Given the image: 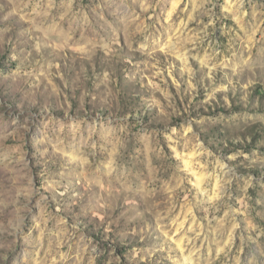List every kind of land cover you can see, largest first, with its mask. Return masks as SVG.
Returning a JSON list of instances; mask_svg holds the SVG:
<instances>
[{"label": "rangeland", "instance_id": "374dc122", "mask_svg": "<svg viewBox=\"0 0 264 264\" xmlns=\"http://www.w3.org/2000/svg\"><path fill=\"white\" fill-rule=\"evenodd\" d=\"M0 264H264V0H0Z\"/></svg>", "mask_w": 264, "mask_h": 264}, {"label": "bare ground", "instance_id": "6f19581e", "mask_svg": "<svg viewBox=\"0 0 264 264\" xmlns=\"http://www.w3.org/2000/svg\"><path fill=\"white\" fill-rule=\"evenodd\" d=\"M230 2V1H229Z\"/></svg>", "mask_w": 264, "mask_h": 264}]
</instances>
